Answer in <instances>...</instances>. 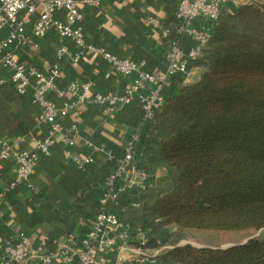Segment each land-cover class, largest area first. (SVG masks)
Wrapping results in <instances>:
<instances>
[{
	"label": "trees",
	"instance_id": "trees-1",
	"mask_svg": "<svg viewBox=\"0 0 264 264\" xmlns=\"http://www.w3.org/2000/svg\"><path fill=\"white\" fill-rule=\"evenodd\" d=\"M179 25L175 18L168 26V48L180 37ZM193 67L203 68L200 79L166 94L142 128L140 145L147 156L176 168L173 187L156 179L134 196L140 205L120 215L134 228L157 233L176 225L161 245L175 244L193 228H264V3L224 9ZM24 97L11 84L0 86V135L15 122L28 131L22 122ZM112 168L113 163L105 180ZM160 244L153 239L144 246ZM159 258L163 264H264V239L226 248L175 244Z\"/></svg>",
	"mask_w": 264,
	"mask_h": 264
},
{
	"label": "built area",
	"instance_id": "built-area-1",
	"mask_svg": "<svg viewBox=\"0 0 264 264\" xmlns=\"http://www.w3.org/2000/svg\"><path fill=\"white\" fill-rule=\"evenodd\" d=\"M102 1L45 0L39 15L34 17L37 12L34 0H0V86L11 84L19 95L30 96L32 103L39 109L40 121L47 125L46 133L36 138L31 148H16L0 138V170L4 169L5 161L9 159L15 163L13 178L0 192V203L6 191L30 180L40 156L49 155L57 142L75 145L73 132L76 125H65L63 118L71 111L81 114L77 105H95L111 113L137 100L142 112L141 120L131 132L123 156L117 158L113 153H107L113 168L105 180V192L99 199V210L87 235L81 239L69 235L66 241L57 242L50 249L48 237L38 241L32 235L20 232L15 242L8 243L0 251V264H27L29 261L39 264L157 263L164 249L170 246H162V241L156 239L159 246L145 247L144 244L149 240L144 227L134 228L120 216L121 197L126 193L137 195L146 191L156 180L155 175L137 158L142 128L152 119L155 111L164 105L166 89L172 85L173 79L190 74V65L201 56L224 9L248 3H264V0H180L175 14L180 22L177 31L180 37H192L196 44L185 49L178 38L166 51L165 69L154 72L146 70L143 62L119 57L105 47L86 40L82 25V6L97 7ZM60 11H64L65 16L60 17ZM195 18H201L202 24L192 25L191 21ZM29 24L33 37L41 38L53 32L77 45L75 50L66 45L61 46L57 50L58 59L77 63L85 51L98 54L108 60L113 71L132 77L130 84L120 93H93L90 82L78 80L59 89L57 84L62 70L58 64L45 72L16 57L17 48L31 43L26 34ZM154 24L159 26V21L155 20ZM169 33V28L162 30L165 38ZM54 90L55 96H51ZM61 99L64 102L59 104ZM92 161L93 158L88 157L83 162ZM139 205V201H132L130 207L137 208ZM263 233L264 228H261L252 237L262 238Z\"/></svg>",
	"mask_w": 264,
	"mask_h": 264
},
{
	"label": "crops",
	"instance_id": "crops-1",
	"mask_svg": "<svg viewBox=\"0 0 264 264\" xmlns=\"http://www.w3.org/2000/svg\"><path fill=\"white\" fill-rule=\"evenodd\" d=\"M34 1L37 5L34 17H37L45 0ZM179 2L180 0H103L97 7L83 5L82 25L85 38L119 57L143 62L146 70L162 71L166 67L165 54L168 49L162 30L169 28L176 18ZM58 14L60 17L65 16L64 11ZM155 20L159 21V26L154 24ZM191 24L199 26L202 19H192ZM26 34L31 43L17 48V59L34 64L45 72L58 64L62 70L57 84L59 89L78 80L90 82L93 93H120L132 80L130 76H122L113 71L104 57L88 51L83 53L77 63L58 59L57 50L61 46L77 49V45L68 38L53 32L45 37H33L31 24L26 27ZM179 38L185 49L196 44L189 35ZM195 68H190L189 75L195 72ZM188 76L175 77L172 85L166 89V94L177 92L180 82L187 81ZM55 93V90L51 92V96H55ZM63 102L61 99L59 104ZM77 108L81 110V114L71 111L63 118L65 125H76L73 132L75 145L57 142L49 155L40 156L38 165L26 184L6 191L0 203V251L8 243L15 242L20 232L32 235L38 241L48 237L50 249L57 242L66 241L69 235L81 239L89 232L99 210V199L105 192V174L112 166L107 153L111 152L117 158L123 156L131 132L139 123L137 118L141 117L142 112L137 100L111 113L95 105L79 104ZM22 122L28 128L26 133L15 122L0 138L16 148H31L35 139L46 133L47 125L40 121L39 109L32 103L30 96L24 97ZM140 142L137 146V158L148 169L154 168L158 157L147 156ZM88 157H92L93 161L84 163ZM14 171V161H5L4 169L0 170V192L7 187ZM152 174L156 179L162 177L156 170ZM134 196L126 193L121 197V215L131 208ZM143 227L148 240L162 241L169 230V226H165L157 233L152 228ZM27 264L39 263L29 261ZM155 264L163 263L159 258Z\"/></svg>",
	"mask_w": 264,
	"mask_h": 264
},
{
	"label": "rangeland",
	"instance_id": "rangeland-1",
	"mask_svg": "<svg viewBox=\"0 0 264 264\" xmlns=\"http://www.w3.org/2000/svg\"><path fill=\"white\" fill-rule=\"evenodd\" d=\"M195 72L188 76L189 79L187 81H181L180 87L185 84H191L197 82L202 72L203 68L196 67ZM189 80V81H188ZM155 170L161 174L164 178L163 187L168 189L173 187V181L176 177L177 170L175 167L166 166L165 163L161 159H157L154 163ZM167 229L168 233H172L176 229V225H170ZM255 234L252 230H244V231H214V230H201V229H188L184 233V238L177 241L175 244L183 245V244H192L196 247H224L234 243H242L247 239L251 238ZM264 238V233L262 235ZM174 243L162 244V246H170V248H165L164 251L171 249L175 245Z\"/></svg>",
	"mask_w": 264,
	"mask_h": 264
},
{
	"label": "water",
	"instance_id": "water-1",
	"mask_svg": "<svg viewBox=\"0 0 264 264\" xmlns=\"http://www.w3.org/2000/svg\"><path fill=\"white\" fill-rule=\"evenodd\" d=\"M252 238V237H251ZM248 240V239H247ZM246 240V241H247ZM246 241H244V242H242V243H245ZM234 244H236V243H234ZM234 244H230V245H227V246H224V247H221V248H226V247H228V246H231V245H234Z\"/></svg>",
	"mask_w": 264,
	"mask_h": 264
}]
</instances>
